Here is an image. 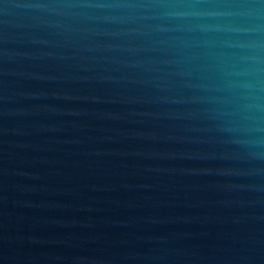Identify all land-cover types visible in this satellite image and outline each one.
Here are the masks:
<instances>
[{"label": "water", "instance_id": "water-1", "mask_svg": "<svg viewBox=\"0 0 264 264\" xmlns=\"http://www.w3.org/2000/svg\"><path fill=\"white\" fill-rule=\"evenodd\" d=\"M35 2L0 0V264H264V121L180 43L231 34Z\"/></svg>", "mask_w": 264, "mask_h": 264}, {"label": "clouds", "instance_id": "clouds-1", "mask_svg": "<svg viewBox=\"0 0 264 264\" xmlns=\"http://www.w3.org/2000/svg\"><path fill=\"white\" fill-rule=\"evenodd\" d=\"M22 7L87 20L133 24L154 21L155 31L187 34L228 32L234 38L225 44L215 38H180L186 49L230 48L232 51H189L185 59L202 55L215 61L210 67L222 80L216 90L227 93L220 99L229 106L237 131H259L264 121V41L243 39L245 33L264 31V0H41ZM137 31L138 29H132Z\"/></svg>", "mask_w": 264, "mask_h": 264}]
</instances>
